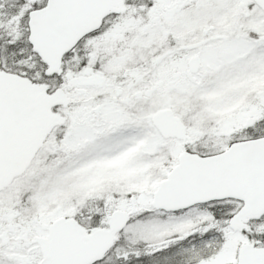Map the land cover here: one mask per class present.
<instances>
[{
	"label": "snow or ice",
	"instance_id": "obj_1",
	"mask_svg": "<svg viewBox=\"0 0 264 264\" xmlns=\"http://www.w3.org/2000/svg\"><path fill=\"white\" fill-rule=\"evenodd\" d=\"M0 264H264V0H0Z\"/></svg>",
	"mask_w": 264,
	"mask_h": 264
}]
</instances>
